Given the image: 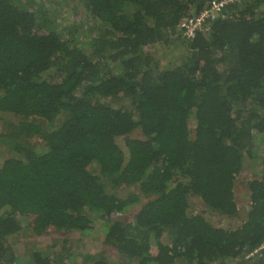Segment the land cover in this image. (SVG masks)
<instances>
[{
  "label": "trees",
  "instance_id": "1",
  "mask_svg": "<svg viewBox=\"0 0 264 264\" xmlns=\"http://www.w3.org/2000/svg\"><path fill=\"white\" fill-rule=\"evenodd\" d=\"M47 1L0 0V264H264V0Z\"/></svg>",
  "mask_w": 264,
  "mask_h": 264
},
{
  "label": "rangeland",
  "instance_id": "2",
  "mask_svg": "<svg viewBox=\"0 0 264 264\" xmlns=\"http://www.w3.org/2000/svg\"><path fill=\"white\" fill-rule=\"evenodd\" d=\"M48 3L51 2L50 0L47 1ZM55 5H51V7H54ZM63 7V6H61ZM71 14V13H69ZM68 18V14L63 13V16L61 18V22L63 24H65V22L67 21ZM157 51H159V53L161 54L162 52V47L161 46H157L156 47ZM169 56L166 55L165 58H163L162 60L164 62L170 60ZM10 118V117H8ZM191 124H193V122H191ZM263 139L258 138V145L260 147V152H263L264 150V141H262ZM249 167L251 170H245L244 175L240 176V178L238 179V183H237V188H236V194H237V198L240 202V205H244L246 206L245 202L247 200V191L245 190V187L243 184H241V182L243 180H246L248 178H250L251 176H253V169H257V165L254 164L253 162L249 161L248 163ZM194 205L195 207H197L200 211L202 209H205V205L201 202V201H194ZM135 210V208H132V212ZM207 211L210 213V219L211 221L219 226H224V227H228L229 225L232 224H238V222L236 220L234 221H230L229 219H225L223 217H220L216 214H211V212L207 209ZM129 217V216H126ZM232 223V224H231ZM105 229L106 226H104L102 224V221H99L96 224L95 230H91L90 232H86V233H77V232H65V231H58V232H52L48 235H35L33 233H31L30 231H22L20 233H17L16 235H14L12 237V241L16 244H21L27 248H42L45 247V245L47 243H51L54 240L61 241L62 239H66V238H70L75 246L78 248V245H81V248L83 250H90V249H94V250H99L102 247V242L104 241L105 238Z\"/></svg>",
  "mask_w": 264,
  "mask_h": 264
},
{
  "label": "built area",
  "instance_id": "3",
  "mask_svg": "<svg viewBox=\"0 0 264 264\" xmlns=\"http://www.w3.org/2000/svg\"><path fill=\"white\" fill-rule=\"evenodd\" d=\"M238 1L241 0H211L199 13L183 17L180 27L184 35L192 39L200 32L208 33L213 21L223 13L226 6ZM260 249H264V243L259 247Z\"/></svg>",
  "mask_w": 264,
  "mask_h": 264
}]
</instances>
